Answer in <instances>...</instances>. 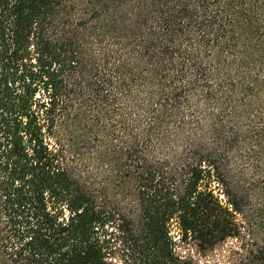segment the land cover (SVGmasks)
I'll list each match as a JSON object with an SVG mask.
<instances>
[{"label": "trees", "instance_id": "16d2710c", "mask_svg": "<svg viewBox=\"0 0 264 264\" xmlns=\"http://www.w3.org/2000/svg\"><path fill=\"white\" fill-rule=\"evenodd\" d=\"M243 61L264 0H0V264H264Z\"/></svg>", "mask_w": 264, "mask_h": 264}, {"label": "rangeland", "instance_id": "374dc122", "mask_svg": "<svg viewBox=\"0 0 264 264\" xmlns=\"http://www.w3.org/2000/svg\"><path fill=\"white\" fill-rule=\"evenodd\" d=\"M238 52H240V51L238 50ZM247 63H250V61ZM247 63L245 61H243V66L240 67V66H238L239 64L237 62L238 65L236 66V68L229 67V70L223 71L224 79L226 81V79L228 80V76H230V77H234L237 79L236 83H240L243 80L245 81V83H246L245 88H248L247 92L245 94L240 95L238 93L235 94L233 92L234 94L232 93L231 95H228V97L230 98V101L232 103L237 105L236 109L237 108L240 109L241 105L246 103L247 101H252L253 102L252 114L255 118H257L256 122H259L261 119V115L264 114V71H260L258 77L257 76L254 77V75L253 76L248 75L249 74L248 72L254 71V68H253V65H250ZM244 73H246V74H244ZM256 75H258V73ZM254 82H258V85H254ZM232 83L233 82H231V81L230 82L226 81L224 83V85L226 87H229ZM236 83H234L233 86H236ZM228 90H230V89H228ZM142 102H143L144 108L142 109V107H140L136 111H134L135 112L134 115L136 116V118L139 119V117H140V120H142V124L140 126H136V128H135L136 131L133 129L134 132L136 134H139V135L143 134L142 132L144 131V127H146V123H147L146 116H145L146 108L144 105L145 98ZM201 111L203 112L204 109L202 108ZM225 111L226 112H225L223 117L225 120H228V117H230L232 115L233 108H231L230 106H228V107L226 106ZM141 118H143V119H141ZM245 122H243V124H244L243 126H248V125H246ZM198 125H200V123ZM198 125H197V127H195L197 132L200 130ZM235 156L236 155H234L232 157V159H235L236 158ZM229 165H230L229 171H233V173L229 172V174L233 175L236 171L240 170V167H237V166H239L237 162H234V163L230 162ZM226 169L227 168L223 167L224 172L228 171ZM229 244L230 243H226L223 246L222 251L218 250L217 252L209 255L206 258H203L199 254H197L193 245H191L189 248H187V246H186L184 249H182V251H183V253H186L188 255H192L196 260L201 261V262H205L207 264H225L223 256L225 255V251L229 247Z\"/></svg>", "mask_w": 264, "mask_h": 264}]
</instances>
